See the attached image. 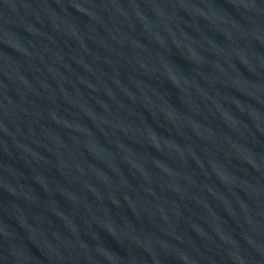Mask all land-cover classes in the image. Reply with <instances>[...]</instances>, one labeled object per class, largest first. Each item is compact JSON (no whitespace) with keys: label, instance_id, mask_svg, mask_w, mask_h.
Instances as JSON below:
<instances>
[{"label":"water","instance_id":"95a60500","mask_svg":"<svg viewBox=\"0 0 264 264\" xmlns=\"http://www.w3.org/2000/svg\"><path fill=\"white\" fill-rule=\"evenodd\" d=\"M0 264H264V0H0Z\"/></svg>","mask_w":264,"mask_h":264}]
</instances>
